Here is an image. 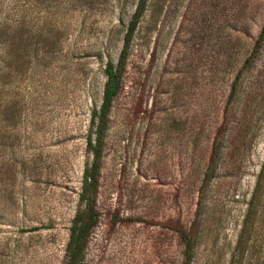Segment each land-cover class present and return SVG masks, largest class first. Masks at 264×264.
Wrapping results in <instances>:
<instances>
[{
    "label": "rangeland",
    "instance_id": "rangeland-1",
    "mask_svg": "<svg viewBox=\"0 0 264 264\" xmlns=\"http://www.w3.org/2000/svg\"><path fill=\"white\" fill-rule=\"evenodd\" d=\"M136 3L0 0V264H64L89 114ZM263 22L264 0H144L78 264H182L162 223L194 233L187 264H264V171L251 201L264 166V38L231 89Z\"/></svg>",
    "mask_w": 264,
    "mask_h": 264
},
{
    "label": "trees",
    "instance_id": "trees-1",
    "mask_svg": "<svg viewBox=\"0 0 264 264\" xmlns=\"http://www.w3.org/2000/svg\"><path fill=\"white\" fill-rule=\"evenodd\" d=\"M144 9V0H137L135 8L131 14V17L127 23V27L123 37V45L120 50L119 57L115 63L106 61L103 66L104 82L101 92V101L97 108H93L89 114L88 132L85 139V148L90 154V160L82 169L79 191L77 193V208L74 211L73 216L70 219L68 226L67 240L65 243V261L64 264H78L83 255L88 235L91 229L97 222L98 212L95 208V198L97 192L99 165L102 151L103 136L106 130V116L110 107L112 98L119 90L121 82V72L125 58V51L130 36L134 30V27L142 14ZM264 38V22L261 26L256 39L254 40L252 50L248 57L243 61L236 75L234 76L231 89L233 90L238 76L249 64V61L255 54L261 41ZM223 124L220 125V129ZM221 132V131H220ZM217 138V136H216ZM217 145V144H216ZM212 146L207 168L210 170L213 167L215 158L217 157V146ZM264 166L261 167L257 176L254 187V194L251 196V201L258 199V187L259 181L262 179ZM264 181V180H263ZM256 193V194H255ZM256 195V197H255ZM153 222V221H152ZM172 231H174L179 237L183 246V258L182 264H187V260L192 252L193 243L195 241L194 233L186 230L178 223H162ZM35 228H29L28 231Z\"/></svg>",
    "mask_w": 264,
    "mask_h": 264
}]
</instances>
